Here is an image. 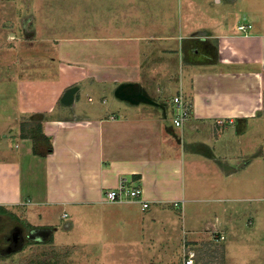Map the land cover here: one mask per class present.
I'll list each match as a JSON object with an SVG mask.
<instances>
[{"label":"crops","instance_id":"crops-1","mask_svg":"<svg viewBox=\"0 0 264 264\" xmlns=\"http://www.w3.org/2000/svg\"><path fill=\"white\" fill-rule=\"evenodd\" d=\"M44 1L27 14L0 3V207L30 229L29 208L50 229L70 219L67 233L98 236L84 252L141 250L147 264L220 247L234 264L235 220L241 260L264 264V0ZM178 94L181 127L167 118ZM20 123H41L52 152L33 154ZM121 179L147 209L104 200Z\"/></svg>","mask_w":264,"mask_h":264},{"label":"rangeland","instance_id":"rangeland-1","mask_svg":"<svg viewBox=\"0 0 264 264\" xmlns=\"http://www.w3.org/2000/svg\"><path fill=\"white\" fill-rule=\"evenodd\" d=\"M56 5L59 6L58 1ZM73 6H79L76 0H73ZM0 3L3 8L7 10L15 11L21 14V11L25 14L29 11L39 9L46 1L44 0H0ZM64 5V2H63ZM14 14V12L12 13ZM31 14V12H30ZM244 22V21H242ZM247 22V21H246ZM3 24L5 29H16V23L4 20ZM26 25H28L27 20H24L22 23V31H27ZM4 29V28H3ZM1 31V30H0ZM0 46L3 44L0 43ZM152 100L157 101L159 95L156 93H150ZM161 97V96H160ZM160 101V100H159ZM173 115L168 116V123L172 125L171 118ZM170 119V120H169ZM223 120V119H220ZM227 206V214L234 220L233 212H238L235 207L236 203L231 201L230 203H224ZM231 207V208H230ZM36 209H28L27 217H29L30 223L35 227L30 229V226L22 218L21 210L15 209L13 206H1L0 207V264H26L31 260H43V259H55L57 256H61L62 264H147L149 261V253L146 251H131L128 250H108L110 247H105L101 250L93 252H84L82 246L87 241H93L98 238L95 233L80 232L81 229L78 228V225L73 232L67 233L65 227L70 222V219L64 221H54L55 224L53 229L47 228L45 221H39L35 216L37 215ZM49 216H52L51 214ZM227 216V217H228ZM238 219V218H237ZM243 220L241 222V225ZM53 224V225H54ZM232 226L229 228L228 233L232 234L233 237H230L228 245L229 248V257L234 264H252L248 259L244 258L241 260L242 250L239 247L240 239H243L238 236L239 226H237L236 221L232 222ZM243 229L245 228L242 226ZM53 238L57 246L63 248H55L52 245L48 244L47 241ZM244 240V239H243ZM18 241H21L20 249L16 250L10 243L14 245L18 244ZM46 242V243H45ZM225 242V241H224ZM223 242V243H224ZM71 243V244H69ZM227 245V246H228ZM255 252L251 253L252 258H254ZM46 255V256H45ZM245 260V261H244Z\"/></svg>","mask_w":264,"mask_h":264},{"label":"built area","instance_id":"built-area-1","mask_svg":"<svg viewBox=\"0 0 264 264\" xmlns=\"http://www.w3.org/2000/svg\"><path fill=\"white\" fill-rule=\"evenodd\" d=\"M251 26L247 23H242L237 26L238 31L246 33ZM173 105V117L171 118L172 124L176 127H181L191 115V108L181 94H178L172 98ZM224 120H218L217 124L223 126ZM142 188L140 186H129L126 181L121 179L117 187L107 190L104 193V200L106 202H137L140 203L142 209L148 208V203L142 199ZM175 207H178V203H174ZM225 240V236L219 231H215L212 234V241L214 243H221ZM195 252L192 249L187 250L184 253L183 264H194Z\"/></svg>","mask_w":264,"mask_h":264},{"label":"trees","instance_id":"trees-1","mask_svg":"<svg viewBox=\"0 0 264 264\" xmlns=\"http://www.w3.org/2000/svg\"><path fill=\"white\" fill-rule=\"evenodd\" d=\"M27 127L31 128V132L27 130ZM20 129H21V136H30L32 140V152L35 155L39 156H46L47 154L52 152V145H51V139L47 137L42 130V124H31L28 125V123H20ZM36 134V135H35ZM21 241H18V244L14 245L13 243H10L11 246L16 248V250L20 249ZM49 243H52V239L49 241ZM205 247V246H204ZM209 250H205L202 248L201 250L197 251L196 257H197V264H199L201 261H204V259L207 257V261L203 264H224V258H223V247H220L218 250H215L208 253ZM46 256V255H45ZM221 258V260H220ZM216 260H220L216 261ZM26 264H62L61 256H57L55 259H43V260H31L28 261Z\"/></svg>","mask_w":264,"mask_h":264}]
</instances>
